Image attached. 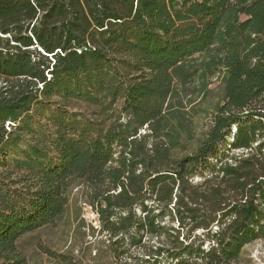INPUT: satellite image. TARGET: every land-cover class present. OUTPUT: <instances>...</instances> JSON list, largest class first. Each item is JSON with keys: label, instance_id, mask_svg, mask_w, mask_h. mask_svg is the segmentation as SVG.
I'll return each instance as SVG.
<instances>
[{"label": "trees", "instance_id": "obj_1", "mask_svg": "<svg viewBox=\"0 0 264 264\" xmlns=\"http://www.w3.org/2000/svg\"><path fill=\"white\" fill-rule=\"evenodd\" d=\"M76 187L118 263L240 264L264 240V0H0L2 264Z\"/></svg>", "mask_w": 264, "mask_h": 264}, {"label": "rangeland", "instance_id": "obj_2", "mask_svg": "<svg viewBox=\"0 0 264 264\" xmlns=\"http://www.w3.org/2000/svg\"><path fill=\"white\" fill-rule=\"evenodd\" d=\"M213 81L208 95L198 96L186 105L187 110H191L194 115L199 133L210 125L214 106L223 96L219 81ZM72 103L69 109L73 112L90 113L93 110L84 103ZM54 108L50 103L45 104V108L36 114V120L48 122L50 111ZM18 247L29 264H136L144 257L142 252H137L133 257L121 259L119 263L112 257L107 238L100 232L97 214L85 202L80 187L74 188L63 218L56 224L23 235L18 240ZM151 264L158 263L153 261ZM240 264H264V240L247 245L243 249Z\"/></svg>", "mask_w": 264, "mask_h": 264}]
</instances>
